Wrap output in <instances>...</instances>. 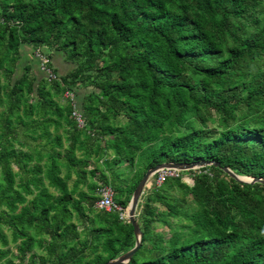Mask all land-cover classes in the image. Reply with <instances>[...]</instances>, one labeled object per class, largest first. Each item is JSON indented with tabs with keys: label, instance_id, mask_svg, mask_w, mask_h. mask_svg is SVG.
Wrapping results in <instances>:
<instances>
[{
	"label": "trees",
	"instance_id": "16d2710c",
	"mask_svg": "<svg viewBox=\"0 0 264 264\" xmlns=\"http://www.w3.org/2000/svg\"><path fill=\"white\" fill-rule=\"evenodd\" d=\"M41 47L76 65L48 80L29 58ZM0 73V264H15L10 243L18 264H104L133 247L129 221L94 208L103 158L124 207L149 167L219 164L143 193L128 264H264V184L222 169L264 177V0H0Z\"/></svg>",
	"mask_w": 264,
	"mask_h": 264
},
{
	"label": "built area",
	"instance_id": "2783aa9c",
	"mask_svg": "<svg viewBox=\"0 0 264 264\" xmlns=\"http://www.w3.org/2000/svg\"><path fill=\"white\" fill-rule=\"evenodd\" d=\"M35 56L39 61V70L45 75L48 80H55L58 78V73H56L51 65V60L48 55L42 53L40 48L35 50ZM62 101H66L70 108V118L75 122L77 128L83 129L86 125V117L82 110L79 108V103L76 98L74 90L65 89L61 94ZM179 170L176 168L162 167L159 168L153 175V179L150 183L159 186L164 183L168 178L181 177V179L187 184H193V177L191 175V170ZM186 171L188 173L183 174ZM94 208L97 210H103L108 212H116L122 221H128V209L120 203L114 200V190L109 184H102L97 188L96 199L94 201Z\"/></svg>",
	"mask_w": 264,
	"mask_h": 264
},
{
	"label": "water",
	"instance_id": "95a60500",
	"mask_svg": "<svg viewBox=\"0 0 264 264\" xmlns=\"http://www.w3.org/2000/svg\"><path fill=\"white\" fill-rule=\"evenodd\" d=\"M219 166L218 162L213 161H206V160H198V161H192L190 163H175V162H162L159 164H156L152 167H149L145 173L142 175V177L139 179L138 183L136 184L132 195L130 197L129 203L127 205L128 209V221L133 227V233L135 237V243L131 249L128 251L122 253L118 257L114 259H110L104 264H128L130 258L133 256V254L139 249L141 243H142V236L143 233L139 227V224L136 220V208L140 201L141 196L144 193L145 187L150 183L152 176L155 174V172L162 167H170V168H176L179 170H189L193 168H199L204 166ZM223 171L226 172L230 177L233 179L243 182V183H255L259 182L264 184V177H251V176H244L236 174L234 171L229 169L228 167H222ZM246 178V179H244Z\"/></svg>",
	"mask_w": 264,
	"mask_h": 264
},
{
	"label": "rangeland",
	"instance_id": "374dc122",
	"mask_svg": "<svg viewBox=\"0 0 264 264\" xmlns=\"http://www.w3.org/2000/svg\"><path fill=\"white\" fill-rule=\"evenodd\" d=\"M42 53H44L45 55H48V53L51 54V65L52 67L56 68L57 69V73L58 74H63L67 71H69L70 69H72L76 64L74 62H72L71 60H68V59H65V57L60 54L59 52L55 51V50H52V51H49L47 48L45 47H41L40 48ZM36 50V49H35ZM29 58L33 64V68L35 69V71L38 73V74H43L40 70H39V61H38V58L35 56V51H33V54L32 55H29ZM0 76L2 77V80L5 81V77L3 75V73H0ZM45 76V75H44ZM84 89V88H83ZM217 123V122H216ZM208 125H214V124H211L210 122H208ZM97 165H99L100 167H102V163H98ZM124 167V165H121V168L122 169ZM185 173H188L186 171L183 172V174ZM131 169L130 168H126L125 169V175H122L120 176V178H124V177H130L131 176ZM106 175L108 176V183L109 185L112 186V189L114 190V199L115 200H120V199H123L125 197H127L129 195L128 193V189H127V186L124 187L125 185H128L130 183V181L128 180L126 183L124 182H120L119 185L124 187V191L123 193H116L115 192V188H114V181H113V178H112V172L110 173H106ZM74 179V176H72V179L68 181V185L71 186V183H72V180ZM152 179H153V176H152ZM151 179V180H152ZM120 181V179H119ZM117 184H118V180L116 181ZM170 194L172 195H178L179 194V190L173 185V187L170 189ZM142 197V196H141ZM188 198H189V195H188ZM89 217H93V214H89ZM176 220H181V218L177 217L175 218ZM74 221H76L75 217H74ZM154 225L156 226V230L157 231H160V232H163L165 235H168L169 234V230L167 227L163 226L162 224L160 223H154ZM80 228V226H79ZM6 236H7V239L10 240V232L7 231L5 228H3L2 230ZM45 238H48V236L46 235ZM9 248H10V253L7 255V257L3 258L2 261H5V259H10L13 261V263L15 264H18V260L17 258L15 257L16 255V251H15V247L12 243L9 244ZM4 249V247H3ZM36 252L38 254L42 253V255H46L45 252L39 248H35Z\"/></svg>",
	"mask_w": 264,
	"mask_h": 264
},
{
	"label": "crops",
	"instance_id": "0c3cea01",
	"mask_svg": "<svg viewBox=\"0 0 264 264\" xmlns=\"http://www.w3.org/2000/svg\"><path fill=\"white\" fill-rule=\"evenodd\" d=\"M102 143H103V141H102ZM112 157V154H111V152L109 151V155H108V158H111ZM102 163V167H100L99 165H97L98 163ZM96 165H94V166H90L89 168H94V167H97L98 169H99V171L96 173V176H94L93 178H91L90 176L88 177V181L89 182H91V180H94L95 181V183H96V187H95V196H96V191H97V188L100 186V185H102V184H104L102 181H100L99 180V176H100V172L101 171H103L105 174L108 172V173H110L111 172V170H109V168L107 167V165H106V161H105V158H103V159H101L100 161H99ZM74 176V175H73ZM74 179H75V176H74ZM72 182H73V180H72ZM72 184V183H71ZM152 183H148V185L145 187V189H144V193L145 192H147L148 190H150V188L152 187ZM80 187L83 189V190H86V185L85 184H80ZM88 192H90L89 190H88Z\"/></svg>",
	"mask_w": 264,
	"mask_h": 264
},
{
	"label": "bare ground",
	"instance_id": "6f19581e",
	"mask_svg": "<svg viewBox=\"0 0 264 264\" xmlns=\"http://www.w3.org/2000/svg\"><path fill=\"white\" fill-rule=\"evenodd\" d=\"M244 179H246V178H244Z\"/></svg>",
	"mask_w": 264,
	"mask_h": 264
}]
</instances>
